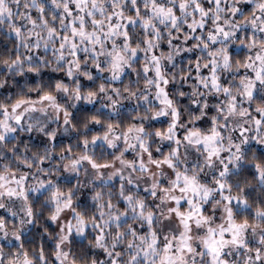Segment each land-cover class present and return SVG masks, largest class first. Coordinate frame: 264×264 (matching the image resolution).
Masks as SVG:
<instances>
[{"label": "clouds", "instance_id": "9594fccd", "mask_svg": "<svg viewBox=\"0 0 264 264\" xmlns=\"http://www.w3.org/2000/svg\"><path fill=\"white\" fill-rule=\"evenodd\" d=\"M0 264H264V0H0Z\"/></svg>", "mask_w": 264, "mask_h": 264}]
</instances>
